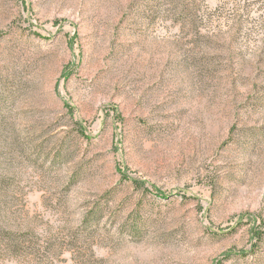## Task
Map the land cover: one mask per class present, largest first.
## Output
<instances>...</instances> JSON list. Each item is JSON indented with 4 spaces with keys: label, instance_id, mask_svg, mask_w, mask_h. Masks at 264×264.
Masks as SVG:
<instances>
[{
    "label": "rangeland",
    "instance_id": "1",
    "mask_svg": "<svg viewBox=\"0 0 264 264\" xmlns=\"http://www.w3.org/2000/svg\"><path fill=\"white\" fill-rule=\"evenodd\" d=\"M0 264H264V0H0Z\"/></svg>",
    "mask_w": 264,
    "mask_h": 264
}]
</instances>
